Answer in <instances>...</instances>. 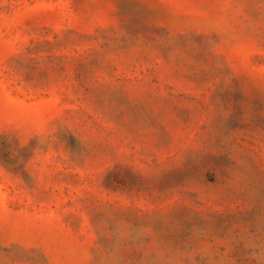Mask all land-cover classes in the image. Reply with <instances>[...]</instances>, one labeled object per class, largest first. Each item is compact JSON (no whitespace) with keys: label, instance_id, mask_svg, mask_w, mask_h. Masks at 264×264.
Instances as JSON below:
<instances>
[{"label":"rangeland","instance_id":"obj_1","mask_svg":"<svg viewBox=\"0 0 264 264\" xmlns=\"http://www.w3.org/2000/svg\"><path fill=\"white\" fill-rule=\"evenodd\" d=\"M0 264H264V0H0Z\"/></svg>","mask_w":264,"mask_h":264}]
</instances>
